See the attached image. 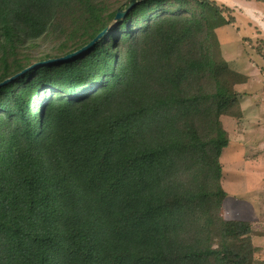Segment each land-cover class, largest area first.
<instances>
[{
	"label": "trees",
	"instance_id": "trees-1",
	"mask_svg": "<svg viewBox=\"0 0 264 264\" xmlns=\"http://www.w3.org/2000/svg\"><path fill=\"white\" fill-rule=\"evenodd\" d=\"M126 2L0 0V83L47 61L0 84V264H258L264 232L223 214L247 76L213 30L233 9L138 0L116 18Z\"/></svg>",
	"mask_w": 264,
	"mask_h": 264
},
{
	"label": "rangeland",
	"instance_id": "rangeland-1",
	"mask_svg": "<svg viewBox=\"0 0 264 264\" xmlns=\"http://www.w3.org/2000/svg\"><path fill=\"white\" fill-rule=\"evenodd\" d=\"M236 19L239 28L225 24L213 30L223 59L232 69L247 76L246 82L236 86L242 94L241 120L224 118L230 142L221 156V183L225 191L223 214L226 218L251 221L258 231L264 232V95L261 90L264 58L258 51L262 49L260 39L253 41V45L243 39L255 40L254 29L248 28L242 15H237ZM252 239L257 262L264 264V236Z\"/></svg>",
	"mask_w": 264,
	"mask_h": 264
},
{
	"label": "crops",
	"instance_id": "crops-1",
	"mask_svg": "<svg viewBox=\"0 0 264 264\" xmlns=\"http://www.w3.org/2000/svg\"><path fill=\"white\" fill-rule=\"evenodd\" d=\"M217 1L225 3L222 0ZM227 5L233 9L232 14L235 18V21L232 24L236 25V27L239 28V26L237 25L238 21L236 17L237 15H242L243 17H245L246 22L248 23V28L254 29L255 40L251 39L250 37H243V39H246V41L250 42L251 45H253V41L256 42V39L264 41V0H230L229 4ZM261 90L264 95V84L261 86ZM247 93L249 94V92Z\"/></svg>",
	"mask_w": 264,
	"mask_h": 264
},
{
	"label": "water",
	"instance_id": "water-1",
	"mask_svg": "<svg viewBox=\"0 0 264 264\" xmlns=\"http://www.w3.org/2000/svg\"><path fill=\"white\" fill-rule=\"evenodd\" d=\"M138 0H127V2H126V4H127V6H126V8L125 9H119L118 11H117V13H116V18H123L124 16H125V14L129 11V9L137 2ZM102 33H103V31L102 32H100L90 43H89V45L90 44H92L93 42H95L101 35H102ZM84 49V48H83ZM82 50V49H81ZM80 50V51H81ZM79 52V51H78ZM77 53V52H76ZM73 54H75V53H73ZM73 54H70V55H67V56H65V57H62L61 59H66V58H68V57H70V56H72ZM50 61V60H49ZM52 61V60H51ZM45 62H47V61H43V62H36V63H34V64H32V65H30V66H28V67H26V68H24L23 70H21L20 72H18V73H16L15 75H13L12 77H10L9 79H6V80H4L3 82H1L0 84H4V83H6L7 81H9L10 79H12V78H14V77H16V76H18V75H20V74H22V73H24L25 71H27V70H29V69H31V68H33V67H36V66H38L39 64H41V63H45Z\"/></svg>",
	"mask_w": 264,
	"mask_h": 264
},
{
	"label": "bare ground",
	"instance_id": "bare-ground-1",
	"mask_svg": "<svg viewBox=\"0 0 264 264\" xmlns=\"http://www.w3.org/2000/svg\"><path fill=\"white\" fill-rule=\"evenodd\" d=\"M250 14V13H249ZM252 15V14H251ZM261 15V14H260ZM256 18V17H255ZM256 20V19H255ZM263 21V20H262Z\"/></svg>",
	"mask_w": 264,
	"mask_h": 264
}]
</instances>
